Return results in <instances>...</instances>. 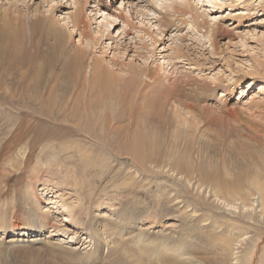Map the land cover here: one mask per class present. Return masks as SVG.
Masks as SVG:
<instances>
[{
  "label": "rangeland",
  "instance_id": "374dc122",
  "mask_svg": "<svg viewBox=\"0 0 264 264\" xmlns=\"http://www.w3.org/2000/svg\"><path fill=\"white\" fill-rule=\"evenodd\" d=\"M83 1L85 9L90 12L95 9L93 7L100 8V3L106 4L108 0ZM113 1L115 2L112 6L115 8L120 5V0ZM196 1L197 7L193 5L194 8L199 10L202 7L201 12H208L213 8L212 16L223 17L225 21L224 33L216 36L220 46V51H215L216 54L207 38V30L199 28L190 16L182 18L188 24L181 23L174 16L173 25L179 29L173 26L166 30L165 35L160 38L163 44H158L155 55H152L154 48L149 46V49H142L141 56H138L137 49L129 48L125 51L122 47L123 44L128 45L135 34L128 37L126 43L125 39L120 41L122 37H118V28L113 31L112 36H104L101 31L106 27H99L102 19H95V16L87 18V23L90 35L98 39L96 42L90 37L80 38L72 28L60 22L68 28L65 30L67 34H71L69 50L78 46V41H81V47L89 49L91 58L104 60L103 65L109 66L117 75L123 73V106H120L123 107V122H119L114 116L111 118L115 124L121 126L122 135L114 140L112 134L116 131L108 129L107 126L103 135H90L78 130L74 126L77 124L74 114H70V119L64 124L51 119L54 116L46 119L32 110L15 105L13 101L29 98L33 102H39L55 97H62L74 104L84 96L79 90L74 91L67 85L62 87L58 84L54 87L50 85L51 82H47L41 88L30 86L25 90V85L17 83L19 76L27 73V67L23 65H28L29 60H34L35 57L39 59L38 56L42 53L48 58H55L57 67L64 65L59 59L61 52L50 32L53 31L52 25L55 21L74 14V0L19 2V8L27 21L35 15L43 17L42 14L45 17L53 16L54 19L53 24L47 27L49 39H45L39 31L34 36L38 45L33 44V39L27 36L21 53L16 55L10 49L4 58H0V264H184L187 258L193 259L190 264H215V254L220 257L219 264H227L230 260L228 247L213 243L210 222L202 223V218L193 214L196 212L199 216L211 215L225 224L224 226L229 224L224 231L232 240L236 236H246L248 239L242 244L243 249L237 250L242 251V255L247 251V246L260 242L257 253L260 255L259 263L264 264V223L249 220L238 212L224 211L220 206L213 205L212 198L206 200L204 197H197L196 185L186 189L175 178L162 172L163 169L165 172L174 170L179 157L189 158L193 166L199 167L205 160L208 162L211 159L205 156L208 154L219 159L218 169L221 172L225 165L231 170L230 173L233 174L229 181L234 182L242 172L236 171L228 161L232 162V159L253 152L259 158L264 155L259 153L264 151V0ZM232 1L238 2L234 4L235 8L227 5ZM136 2L146 7L142 10L146 22H158L164 15L163 9L156 10L146 5V0ZM217 3L223 4L222 9L214 8ZM3 9H7L8 13L15 10L11 3L8 4V0H0V26L4 17ZM238 9H244L249 15L242 17L240 23L233 24L230 14ZM157 25L161 27V23ZM121 27L122 25L119 26ZM1 34L0 29V43L3 42ZM213 34L212 29L211 36ZM173 50L182 51L181 55L190 63L185 59L173 60ZM166 56H169L167 60L169 59L170 64H162V57ZM89 62L92 60H87L83 76H90ZM131 66H148L153 70L161 66L162 71L157 69L155 72L161 82L171 87L177 84L183 88L178 100L170 98L169 106L163 108V116L167 114L168 117V125L163 129L167 127V132H160L157 136L156 149L161 148V154L160 159L151 164L152 169L137 165L127 155L116 153H123L125 144L138 140L140 134L136 132L137 125L148 124L141 122L148 115L147 110H151L146 97H159L152 87L147 86L150 80L140 73L136 74ZM199 66H204L202 71L197 69ZM132 79L137 80L136 86L143 89L145 94L141 105L137 103L134 95L126 94ZM126 97H132L134 101L126 100ZM164 101L162 98L160 102ZM131 109L141 113L138 119L140 122L131 119V116H138L130 113ZM174 109L180 118L173 119ZM38 125L44 126L45 135H40L39 144L35 145L32 142L34 135L28 134ZM173 130L181 132L180 137L184 140L177 149L174 147L177 134ZM133 134L135 138H128ZM17 135L22 138V144L6 148ZM122 137L123 139H118ZM46 144L54 152L51 156L55 157L56 163L63 167L61 170H50L55 176L49 184L42 182L41 178L38 181L29 171L35 166L37 158L43 155L41 151ZM25 146L30 151V160L26 164L27 168L20 171L18 167L23 161ZM189 148H192L190 152H186ZM22 151L23 154H20ZM146 152L147 149H144L142 154L146 155ZM86 154H89V158L85 157ZM9 155L13 158L11 163L5 160ZM135 170L139 174L134 182ZM47 180L45 178V182ZM193 180L198 182V177L194 176ZM165 188L172 189V198L178 195L179 203H170L167 200L164 195L166 191H163ZM161 193L163 197L159 200ZM60 195L63 197H59ZM36 198L40 199L39 203ZM205 200L208 201L206 204ZM74 204L78 208L77 214L72 216L67 209ZM46 207L49 210L46 211L48 215L42 213ZM50 207H57L56 213ZM186 207L189 208L185 209ZM193 207H196V212H193ZM103 212L112 215L111 221L102 218ZM16 224H20L21 229L35 230V234L25 237V242H12L11 234ZM119 228L123 235L105 233L107 229ZM139 238L142 241H137ZM158 245L161 246L156 247ZM175 246H180L187 255L181 258L170 254L169 250ZM144 247L149 252H144ZM158 249L166 252L165 254L169 253L167 255L172 256L170 261L162 259L164 255L160 258ZM234 263L236 262L231 264Z\"/></svg>",
  "mask_w": 264,
  "mask_h": 264
},
{
  "label": "bare ground",
  "instance_id": "6f19581e",
  "mask_svg": "<svg viewBox=\"0 0 264 264\" xmlns=\"http://www.w3.org/2000/svg\"><path fill=\"white\" fill-rule=\"evenodd\" d=\"M14 1L15 0H8V4L11 3L12 8H15V10H11V13H8L7 9H3L4 17L2 19V25L0 26L3 42L0 43V58H4L6 56V53L10 49H13V52L16 55L21 53L20 51L25 48L24 41L27 36L33 39V44L38 45L36 37L34 36L39 31L42 32V36L45 39H49L47 38V27L53 24V16L45 17L43 14V17L35 15L33 16V18L31 17V19L27 21V19L23 17L22 10L19 8V2L21 0H19L18 3ZM111 1L112 2H109L108 0L106 4L100 3V8L93 7L95 9L90 8L91 11L88 12L85 9V2L83 0H74V3L72 4V7H74V14L66 15L63 20L55 21V25H52L53 31L50 32L51 36L56 41L57 48L61 52V56L59 57V59L62 60L64 65L61 68L57 67L56 64L58 62L54 61L55 58H48L44 55V53H42L38 56L39 59L35 57L34 60H29L28 65H23L27 67L26 71L27 73H29V75L27 73H22L21 76H19L20 79L17 80V83L19 82L20 84L26 86L25 90L30 86L41 88L42 85L47 84V82H51L50 85L54 87L58 84V86L62 87L64 85H67L69 87H72V90H79L80 94L84 95L83 97H81V100L76 101L74 104H72L62 97H55L46 98L47 100L45 101L33 102L27 97L28 99L13 101L14 103H16L15 105H19L22 108L32 110L33 112L46 117V119H50L51 116H54L55 119H51L59 120L64 124H66V121L70 119V114H74L77 122V124H75L74 126L78 130L90 135H103L105 133L106 126L108 127V129L116 131V133L112 134V140L122 135L121 126L115 124L114 120L111 118L112 116H114L119 122H123V107H120L123 106V73H119L121 76L117 75L109 66L103 65L104 60L98 57L91 58L89 49L87 50V48L81 47V41H78V46L71 48V50H69L70 47H68L71 39V34H67L65 30L68 28H65V26L72 28V31H75L80 36V38L88 39L90 37L94 42L98 40L96 37L91 36L90 31H88L89 26L87 23V18H89L90 16H95V19H102L99 22V27H106L103 31H101L103 32L104 36H112L113 31L118 28V37H122L120 41H123L125 39L124 43H126L127 38L135 34V37L133 36L131 38V41L128 43V45L123 44L122 47L125 49V51H128L129 48H132V50L137 49V53L139 54L138 56L142 55V49H149V46L154 48V52H152V55H155V51L158 49V44L160 43L159 46L163 44L160 38L165 35L166 30L172 29L173 26L176 29L178 28L173 25L172 18H174V16H176L177 20H179L183 24H188V21L182 18L190 16V19L193 20L199 28H205L207 30L206 35L211 42L213 52L216 54L215 51H220L219 41L216 36L224 33L225 21L224 19H222L223 17H218V19L212 16L214 12L212 13L211 10L213 8L208 12L206 10L201 12L200 10L202 9V7L199 8V10L194 8L193 5H195V3L197 2L196 0H146V5H150L156 10H164V15L161 17L162 20L160 19V21H156L153 23L151 21L146 22L144 20L143 16L145 15L142 10H144V8L146 7L141 6L139 2H136L137 0L135 2H133L132 0H120V2H118L120 5L116 8L115 6H112L115 1ZM149 1H152L153 4H149ZM198 1V3L201 2V0ZM97 2L98 1H96V3ZM236 2L237 1H232V3L227 5L230 8H235L236 6L234 4ZM97 4L99 5V3ZM195 6L197 7V5ZM249 6L250 5H248V7ZM119 7L123 8V10H120ZM203 7H205V5H203ZM222 7L223 4L217 3L214 8H217V10H219L222 9ZM245 12L246 11L244 9H238L237 11H234V13L230 14L232 17L230 21H234L233 24H235V22L240 23L242 17L244 18L245 15H249V12ZM88 13L90 14L88 15ZM96 15H100V17L97 18ZM60 22H63L65 26ZM158 23H161V27H158ZM211 23H213V25ZM120 25H122L121 28H119ZM212 29L214 34L211 36ZM73 35L74 34H72V36ZM148 42H150V44H148ZM40 51L41 48L39 47V52ZM90 51H92V49H90ZM148 53H151V51ZM181 53L182 51L173 50V60L185 59L188 61V63H190L189 60L186 59V57L181 55ZM168 57L169 56L162 57V64L169 63V59L167 60ZM89 59L92 60V62H89L88 64L90 76L87 77L83 76V71L85 70L87 60ZM54 64L57 68H55ZM161 66L157 67L159 71H162ZM203 67L204 66H199L197 69L202 71ZM130 68L136 74L140 73L142 76L147 77L148 80H150L147 86L152 87L153 91L159 97L155 99L153 95H148L146 97V101L148 103L150 102L149 107L151 110H147L148 115L141 122H148V124H143L140 126L137 125L136 132L140 134L138 140L134 143L125 144L126 146L124 145L122 151L123 153L118 151H116V153L121 156L127 155L128 158H130L131 161L136 162L137 165L139 164L146 169H152L151 164H155L160 159L159 155L161 154V148L156 149L158 145L157 136L160 135V132H167V127L163 129L165 125H168L166 124L168 123V117L167 114L166 116H163L165 112L163 108L166 109V107L169 106L168 104L170 102V98L178 100L179 93L183 92V88L182 86L177 84H173V86L171 87L161 82V78L158 74L155 73L157 69L153 70L148 66L137 68L131 66ZM50 79L53 80V82ZM136 83V79L131 80L130 85L126 90V94L134 95L136 97L137 103L141 105V102L145 99V94L143 93V89H140L139 86H136ZM209 87L210 86H208V89ZM162 98L165 99L164 103L160 102ZM140 99L142 100L140 101ZM126 100L132 102L134 101L132 97H126ZM253 102H255V100ZM15 105L12 104V106ZM130 113L138 114V116H131V119L135 122L139 121L138 119L141 116L140 112H135L131 109ZM173 115L175 116L173 117V119L180 118L179 113L176 109L173 110ZM81 123L82 125H80ZM156 125L158 126V128ZM180 125L186 127L185 124L180 123ZM160 128L161 130H159ZM64 130L68 131L67 128H65ZM35 131H38L39 133ZM173 132L177 134V136H175L174 143V147L177 149V146H179L184 140L180 137L181 132H176L175 130H173ZM30 135H34L32 142H34L35 145L39 144V136L45 135L44 126L38 125L35 129H33L32 132H29L28 136ZM128 138H135V134ZM21 139L22 138L18 137L17 135L15 136V139L5 147L10 149V147L14 144L19 146L20 144H22L20 143ZM118 139H123V137ZM262 145V147H264V142H262ZM57 146L64 147L63 145ZM74 146L79 147V145ZM25 147L26 150L24 152V156L22 157L23 161L19 163L18 167V170L20 171L27 168L28 165L26 166V164L30 160V151H28L27 146ZM108 147L111 146L108 145ZM144 149H147L148 153L146 152V155L142 154ZM191 149L192 148H189L186 152H190ZM113 150L115 151V149ZM41 152H43V155L37 158L35 166L32 167L29 171L32 172L35 177H37L38 181H40L41 178L42 182L49 184V182H52L54 178L53 176H55L50 170L54 171L55 168L61 170L63 167L59 166L55 161L56 159H54L55 157L51 156V154H53L54 152L51 151L48 144H46V147H43ZM259 153L264 154V151H259ZM20 154H23V151ZM254 154L255 153L253 152V154H247L245 156L232 159V162L225 160L226 162L228 161L230 166L236 169V171L242 172L234 182L229 181V177L233 174L230 173L231 170L229 171V169H227L225 165L221 172V170L218 169L219 159L208 154L205 156L210 157L211 159L209 161L211 162H209L208 160V162H206L205 160L204 162L206 164L202 163L199 167L193 166L194 164H191L189 158L183 159L182 157H179L178 164L175 165L174 170L170 169L165 172L163 169L162 172L167 173L172 178H175V180L182 183V186H184L186 189L196 185L198 187L196 191V193L198 194L197 197H204L206 200L212 198L215 202L214 204L212 200L214 206H220V209H223L224 211L226 210L227 212H238L249 220H257L261 223H264V155L259 158V156L257 157V155ZM205 156H203V158H205ZM85 157L89 158V154H86ZM5 160L8 163L13 162V158L11 157V155L6 156ZM138 174L139 173L136 170L133 171L134 182L137 181ZM194 176L198 177V182L193 180ZM45 178H48L47 182H45ZM171 190H168V188H165L163 190L166 191L164 192V195L166 196L167 200H169L170 203H179L178 195L172 198L173 192H171ZM59 197L63 196L60 195ZM162 197L163 194L161 193L158 199L161 200ZM65 198L67 199V197ZM36 199L39 203L40 199ZM206 200L205 204L208 202ZM77 208L78 205L74 204L70 209L67 210L72 216H75L77 214ZM188 208L189 207H186L185 209ZM195 208L196 207H193V212H196ZM50 209L53 210V213H56L55 211H57V207H50ZM46 211H49L47 207L46 210L42 213L47 214ZM197 213L198 212L193 214L198 216L199 218H202V223L210 222V229L212 230V234L214 237L212 238L213 243L220 244L225 248L228 247L230 260L229 262H227V264H231L233 262H236L234 264H238V262H240V264H257V262L259 263L260 255H258L259 253H257V251L259 249L260 242L259 244L257 242L253 246H247V251L244 252V255H242V251L237 250L240 248L243 249L242 244H245L248 239L246 236H236L235 239L232 240V238L229 237L228 234L224 231L225 229H228L229 224L228 226H224L225 224L221 223L220 220L215 219L211 215L204 216L202 214L201 216H199L197 215ZM102 218L108 220L109 222V220L112 219V215L110 213H104ZM123 221L124 219L122 216L121 223H123ZM20 227V224L15 225L11 234L12 242H25V237H30L35 234V230L30 231L28 229H21ZM120 229L121 228L107 229L105 233L109 232V235H123V232H120ZM137 241H142V238H139ZM7 242L9 241L7 240ZM161 245H158L156 247H160ZM158 250L156 252H158V256L160 258L164 255L162 259L170 261V257L172 256H168L167 254L169 253L165 254L166 252L164 253L161 252L160 249ZM143 251L149 252L146 247L143 248ZM169 251H171L170 254H174V256H178L181 258L187 255L180 248V246H175ZM216 256L217 254H215L213 261L215 262V264H219L221 262V260H219L220 257ZM187 260L186 262L184 261V264H190L191 260L193 259L190 260L189 258H187ZM180 264H183V262ZM193 264H195V262Z\"/></svg>",
  "mask_w": 264,
  "mask_h": 264
}]
</instances>
